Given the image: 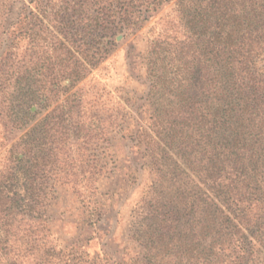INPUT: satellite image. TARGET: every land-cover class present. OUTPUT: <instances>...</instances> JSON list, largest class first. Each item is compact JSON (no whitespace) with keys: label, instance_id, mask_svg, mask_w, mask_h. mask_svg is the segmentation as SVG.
<instances>
[{"label":"trees","instance_id":"16d2710c","mask_svg":"<svg viewBox=\"0 0 264 264\" xmlns=\"http://www.w3.org/2000/svg\"><path fill=\"white\" fill-rule=\"evenodd\" d=\"M45 1L52 5L36 11L51 16L47 27L64 34L67 43L53 38L74 59L62 80L29 79L21 88L24 115L38 99L58 103L40 137L30 128L0 171V264H264V0ZM162 3L172 6L149 31L141 102L120 96L112 103L103 87L85 90L113 38ZM32 15L9 24L11 43ZM10 49L6 43L2 54ZM117 136L140 151L150 174L127 226L134 249L90 253L92 237L58 244L47 216L55 185L83 183L75 194L90 204L97 180L74 172L78 160L69 153L80 141L90 167L97 140L103 172ZM94 213L87 224L101 220Z\"/></svg>","mask_w":264,"mask_h":264},{"label":"rangeland","instance_id":"374dc122","mask_svg":"<svg viewBox=\"0 0 264 264\" xmlns=\"http://www.w3.org/2000/svg\"><path fill=\"white\" fill-rule=\"evenodd\" d=\"M37 3H29V0H0V171L13 164L11 152L19 150L30 128H37L35 135L40 137L38 128L58 103L44 107L38 99L29 109V114L24 115L21 111L24 91L21 88L29 79L62 80L68 76V63L74 59L70 57L68 44L61 46L53 38L59 33L53 27H47L51 16L36 11L39 5L45 8L51 6L52 2L47 4L45 0H40ZM171 6V3H162L147 21L117 34L109 47V54L92 70L87 78L90 81L83 86L84 89L87 90L91 85L103 87L109 92L108 98H111L112 103L120 96L131 99L128 105L140 103V98L145 96L148 89L144 60L149 46V31L160 17L170 11ZM28 10H32L34 16L27 18L11 43L14 36L6 33L9 24L19 20ZM29 22L36 24L34 30L37 39L33 43L30 32H26ZM63 36L59 35L58 38L67 43ZM6 43L11 46L10 54L7 55L2 54ZM81 56L82 53L78 52L75 58L81 60ZM85 128L84 125L81 130ZM77 144L69 157L78 160L74 172L97 177L90 184L95 191L93 200L87 204L75 194V190L84 188L83 183L78 184L76 189L69 185H55L54 196H49L47 200L51 236L61 245L69 244L77 237H92L86 246L90 253L105 251L120 256L122 251L134 249L132 244L126 242L127 226L133 208L150 181L147 160L142 158L130 140L117 136L109 142L108 165L102 172V145L95 140L90 146V152L97 159L88 167L87 162L82 161L84 156L86 158L85 146L80 141ZM97 211L101 212V220L95 225L87 224L88 220L96 218L91 212Z\"/></svg>","mask_w":264,"mask_h":264}]
</instances>
